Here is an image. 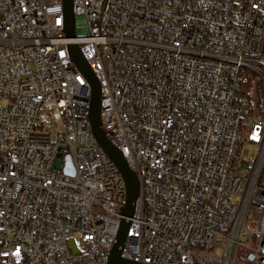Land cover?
<instances>
[{"label":"built area","instance_id":"built-area-1","mask_svg":"<svg viewBox=\"0 0 264 264\" xmlns=\"http://www.w3.org/2000/svg\"><path fill=\"white\" fill-rule=\"evenodd\" d=\"M72 4L66 38L62 0H0V264H106L115 243L125 184L69 45L138 181L121 257L264 264V106L244 90L264 99V0Z\"/></svg>","mask_w":264,"mask_h":264},{"label":"water","instance_id":"water-1","mask_svg":"<svg viewBox=\"0 0 264 264\" xmlns=\"http://www.w3.org/2000/svg\"><path fill=\"white\" fill-rule=\"evenodd\" d=\"M63 4V22H64V32L66 38H74V15H73V4L72 0H62ZM71 61L81 72L85 80L87 81L90 91V105L88 112V119L91 125L92 135L106 154V156L115 164L119 170L125 184L126 198L123 207L120 209V214L122 216L120 220L119 229L115 238V243L110 249L106 264H137L134 261L126 260L121 257L124 243L126 240V235L129 228V218H131L135 211L136 200L138 197V181L136 175L129 169L125 159L121 153L111 145V143L106 139L104 131L101 128L100 122V86L96 78L94 77L92 71L90 70L86 61L82 58L77 45H69L67 47ZM64 174L72 176L74 170L70 161L69 156L65 159ZM69 247L73 253L76 252L73 241L68 242Z\"/></svg>","mask_w":264,"mask_h":264},{"label":"trees","instance_id":"trees-1","mask_svg":"<svg viewBox=\"0 0 264 264\" xmlns=\"http://www.w3.org/2000/svg\"><path fill=\"white\" fill-rule=\"evenodd\" d=\"M262 17L264 22V14L262 15ZM251 88L254 89L251 90ZM244 90L246 93L249 92L250 97L252 96V98L254 99L255 102L254 113L260 112L262 110V107L264 106V99H263L261 86L258 83H256L252 77H247L244 83Z\"/></svg>","mask_w":264,"mask_h":264},{"label":"rangeland","instance_id":"rangeland-1","mask_svg":"<svg viewBox=\"0 0 264 264\" xmlns=\"http://www.w3.org/2000/svg\"><path fill=\"white\" fill-rule=\"evenodd\" d=\"M253 113H254V111H253ZM244 185H245V183L242 184V189L244 188ZM250 215H252V213L249 214V217L246 220L245 225L247 226V228L254 229V225L252 224V222H250ZM77 237H78L77 235L74 236L75 239H77Z\"/></svg>","mask_w":264,"mask_h":264}]
</instances>
